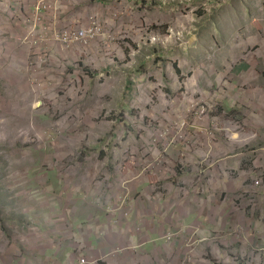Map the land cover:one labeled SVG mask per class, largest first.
I'll return each mask as SVG.
<instances>
[{
    "label": "rangeland",
    "instance_id": "374dc122",
    "mask_svg": "<svg viewBox=\"0 0 264 264\" xmlns=\"http://www.w3.org/2000/svg\"><path fill=\"white\" fill-rule=\"evenodd\" d=\"M10 2L0 0V264H31L7 253L11 236L19 245L80 229L89 237L74 216L98 210L69 215L68 187L108 191L107 166L118 165L126 190L153 177L158 198L170 187L178 200L197 192L200 209L221 190L228 224L204 250L187 238L201 227L186 224L176 264H264V0H58L55 15L39 13L53 1L28 0L30 23ZM44 18L88 42L61 55L38 44L29 59L8 52L26 50ZM48 217L58 225H38ZM54 261L47 253L37 264Z\"/></svg>",
    "mask_w": 264,
    "mask_h": 264
},
{
    "label": "crops",
    "instance_id": "0c3cea01",
    "mask_svg": "<svg viewBox=\"0 0 264 264\" xmlns=\"http://www.w3.org/2000/svg\"><path fill=\"white\" fill-rule=\"evenodd\" d=\"M27 1L6 0V2L13 3V14H18V18L21 17L25 23H30L33 19L30 15L33 10L27 4ZM31 1L34 2L36 0ZM25 23L21 25L24 26ZM42 25L44 29L40 30L36 36L31 37L28 42L29 47H26V50L24 49L25 47L22 48L16 44L17 47H13L14 51L9 48L8 52H15L17 56L24 57L23 59H27L28 57L29 59L31 54L30 48L34 44H38L36 50L53 49L56 54L61 55L62 49H60L59 44L52 43V40L58 34L51 30L52 26L48 23V18H44ZM42 31H45L43 37ZM47 31H49L48 34ZM17 33H20V30L16 32L13 29L11 31L12 35H17ZM0 36H2V33H0ZM7 39L10 40V37L7 36ZM16 42H18L17 39ZM0 45L2 46V43ZM8 45L12 44L8 43ZM57 47H59L58 50H56ZM21 48L25 51H21ZM19 52L23 53L19 55ZM107 168L110 174L104 180L109 188L108 191L99 193L95 192V189L92 187L88 193H79L77 190L68 187L70 189L67 192L68 201L74 202L73 211L68 210L69 215L77 212V208H80L82 211H91L94 208L98 210L90 213L87 218L74 216V219L76 218L77 221L84 219L81 223H88L87 226L93 228L89 230V232L92 230L89 237L85 236L84 233L82 234L80 229L71 239H67L66 235L62 234L58 237L59 240H54V243L45 244L42 242V245H40L35 239L30 240L23 237L24 240L26 239L25 242L22 241V238L20 239L23 245H19L18 243L16 245L15 238L11 236L9 240L13 245L8 247L7 253L11 252L12 256L16 251L15 257L18 252L24 253L25 258L31 264H37L47 253L55 258L52 264H77L79 256L95 260V264H176L178 250L186 242L180 234L179 237H175L174 242L168 247L162 237L164 233H176L178 230L181 232L186 224L200 226L201 228H197L198 232L193 230L191 234L187 235V238L189 240L192 238V248L204 250V248L208 247L209 240L215 241V230H219L222 224L225 227L228 224L229 217L232 215L229 205L222 206L221 190L219 188L215 191L213 190L212 194H208L205 199L208 202L204 204V207H201V210L196 205V197L198 195L195 192L189 193L187 201L184 198L183 200H178L180 195L178 189L170 187L171 190L166 189L167 194L162 199L158 198L156 192L154 193L150 187L154 185L159 186L153 177L150 178V183L147 186L145 185L147 182L142 183L140 179H137L135 185L131 186L130 180L128 181V189L126 190L123 188V181L120 179V166L118 165L116 170L114 168V171L109 166ZM54 171L52 172L53 174ZM52 178L55 179L54 184L59 192L58 194H60L64 189L60 190V187L64 184L58 180L56 175H52ZM121 185L122 187L120 188ZM228 192V196H231L233 193V191L232 193ZM53 193L57 194L54 190ZM64 193L66 192H62V194ZM123 195H126V200L124 201L125 207L129 209L125 215L126 217H121V213L124 211V207L120 206V202L123 201ZM211 196L212 199L210 201ZM179 201L181 202L178 204V208L174 209L172 203ZM186 205H191V208L187 212L185 211ZM160 212L162 213L160 214ZM22 217L20 222L24 220ZM41 221L38 225H47L49 228L52 225H58L60 218L51 219V217H48L43 218ZM23 224L21 225L23 226ZM135 225L140 226L141 233H126L127 231L133 232L132 228ZM22 228L24 234L26 230L25 227ZM42 230L44 232L50 231V229L46 230L45 228ZM190 235L193 237H190ZM46 236L47 238H51L52 235L46 233ZM90 239H93V241ZM120 247L122 250L114 254H111V252L110 256H107L112 249H120ZM214 249L215 245L213 244L211 250L214 251ZM42 253L43 255H40ZM175 254L176 256H174ZM4 260L8 259L5 258ZM183 261L184 258L182 257V263ZM3 264H14V262L11 260L9 263Z\"/></svg>",
    "mask_w": 264,
    "mask_h": 264
},
{
    "label": "built area",
    "instance_id": "2783aa9c",
    "mask_svg": "<svg viewBox=\"0 0 264 264\" xmlns=\"http://www.w3.org/2000/svg\"><path fill=\"white\" fill-rule=\"evenodd\" d=\"M51 1H53L52 2L53 5H44V6H42V8L39 10V13H42V14L50 13V14H53V15L60 14L59 11H58L59 7L55 6V4H57L56 1H58V0H50V2ZM77 41H80L83 44H86V42H88L86 34L84 32H82L80 34H78V33L72 34L71 32L65 33V34L59 33L52 40V43L59 44V46L61 47L60 49H62V51H63L64 49L62 48V46H66V45L67 46H71V45L75 44ZM256 184H257V182H256ZM195 194L199 195V194H197V192H195ZM122 200H123V202L126 200V195L122 196ZM125 209L127 211H129V209H127L124 206V215L127 214ZM134 228H135L136 231L140 230V226L139 225H135ZM179 232H180V230H178L176 233L166 232V233L163 234L162 237L164 238V241H165V243H167L168 247L171 246L172 241L175 239L176 235ZM8 244L11 245L12 242H10V240H8ZM119 250H122V249L121 248L120 249H115V250L112 249L107 254V256L109 257L111 252H112L111 254H114V253H116ZM189 261H191V257L188 258L187 262H189ZM95 263H96L95 260H90V259H87V258H85L83 256H79V261H78L77 264H95ZM72 264H74V263H72Z\"/></svg>",
    "mask_w": 264,
    "mask_h": 264
}]
</instances>
